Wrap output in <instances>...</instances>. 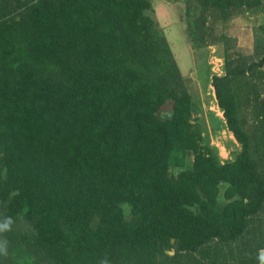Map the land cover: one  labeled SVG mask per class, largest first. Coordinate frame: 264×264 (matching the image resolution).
<instances>
[{
    "label": "trees",
    "instance_id": "16d2710c",
    "mask_svg": "<svg viewBox=\"0 0 264 264\" xmlns=\"http://www.w3.org/2000/svg\"><path fill=\"white\" fill-rule=\"evenodd\" d=\"M198 1L228 16L262 3ZM133 3L0 2V264H18L12 245L35 264H261L264 157L223 81L264 56L214 79L239 158L200 151L170 174L176 144L196 139L178 119L187 89L153 1Z\"/></svg>",
    "mask_w": 264,
    "mask_h": 264
},
{
    "label": "rangeland",
    "instance_id": "374dc122",
    "mask_svg": "<svg viewBox=\"0 0 264 264\" xmlns=\"http://www.w3.org/2000/svg\"><path fill=\"white\" fill-rule=\"evenodd\" d=\"M129 1L134 2V7L142 2ZM152 1L154 16L166 33L187 89L184 99L177 101L178 119L187 121L196 136L195 141L191 143L184 140L176 144L169 161L170 174L179 175L191 170L200 151L209 155L213 153L220 164L236 161L242 145L228 127L214 79L225 76L230 67L242 68L240 60L243 58L244 60L254 58L256 62L263 59L264 54L258 53L260 51L256 45L262 44L258 40L264 37L260 29V26L264 25V0H261V5L256 9L245 7L233 9L229 16L225 15L226 10L219 12L214 9L204 10L198 0H188L189 15L185 12L186 5L181 0ZM207 1L210 6L212 1ZM118 2L121 4L125 0ZM146 12L150 16V10ZM185 24L201 30L197 31L199 35L197 39L189 35L187 38L184 34ZM139 31L141 35L135 37L136 40L142 38L144 34L141 26ZM250 64L252 63L247 64L245 72L224 80L223 91L238 104L242 127L252 137V156L263 158L264 62L257 66L254 73L248 69ZM227 186L228 184L221 186L219 196L225 202ZM128 214L129 212L126 216ZM174 241L173 239L172 242ZM7 251L11 259L18 264H35L21 247L12 245ZM261 264H264V251L261 252Z\"/></svg>",
    "mask_w": 264,
    "mask_h": 264
},
{
    "label": "clouds",
    "instance_id": "9594fccd",
    "mask_svg": "<svg viewBox=\"0 0 264 264\" xmlns=\"http://www.w3.org/2000/svg\"><path fill=\"white\" fill-rule=\"evenodd\" d=\"M102 264H107V262H106V261H104V262H102Z\"/></svg>",
    "mask_w": 264,
    "mask_h": 264
}]
</instances>
